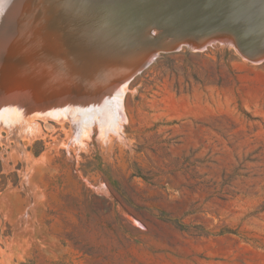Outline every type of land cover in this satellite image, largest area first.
<instances>
[{
	"label": "rangeland",
	"instance_id": "obj_1",
	"mask_svg": "<svg viewBox=\"0 0 264 264\" xmlns=\"http://www.w3.org/2000/svg\"><path fill=\"white\" fill-rule=\"evenodd\" d=\"M49 1L51 29L72 32L70 46L128 73L117 80L126 85L124 119L111 106L84 126L49 109L50 94L29 102L35 124L14 110L18 117L0 119V264H264V0ZM178 12L198 22L186 25ZM197 12L242 34L251 57L218 41L188 47L187 31L209 26ZM65 54L81 67L77 52ZM143 55H153L146 65Z\"/></svg>",
	"mask_w": 264,
	"mask_h": 264
},
{
	"label": "bare ground",
	"instance_id": "obj_2",
	"mask_svg": "<svg viewBox=\"0 0 264 264\" xmlns=\"http://www.w3.org/2000/svg\"><path fill=\"white\" fill-rule=\"evenodd\" d=\"M53 1V0H52ZM64 2H66L65 0H63ZM73 1V0H72ZM70 1V2H72ZM89 1V0H87ZM85 1V2H87ZM116 1V0H115ZM123 1V0H122ZM119 1L118 2H122ZM151 1V0H150ZM157 1V0H155ZM183 1V0H182ZM186 1V0H184ZM183 1V2H184ZM189 1V0H188ZM192 1V0H191ZM197 1V0H196ZM242 1V0H240ZM49 0H0V119L3 120L4 122H8L10 120H12L15 116L18 117L17 113L20 114V112H22L23 115V121L26 125H32L35 124V121H30L28 118L29 114L32 112V108L29 106V102L30 103H35L37 105H43L45 102L44 100L45 95L46 94H50L51 95H55L54 100H51L48 105H49V109L51 108V110H55L58 112H63L64 114L66 112L70 113H75V116L71 115L69 117V119L71 118L73 121H76L82 125L86 124L88 127L90 126L89 124H94L91 123L93 121L86 119L85 116H90L93 117L95 120L99 121L102 120L104 118V116H108V107L113 106V112L116 115L117 118H122L121 120L124 119V113H123V109H122V98H123V93L125 90V86L123 85H118V81L119 79H128L129 75L123 74H115L114 69L112 67H109L106 64H100L98 62H96L94 60V58H91L90 54L91 52H85L83 53V51H78L77 50V46L73 45L70 46L68 44V42L74 44L76 42H78V39L76 38V36L72 33V32H68L66 33V31L64 30H54L51 29V25L48 26L50 20H48V17L46 18V12H44L42 9L44 8H49L47 7L49 5ZM56 2V0H55ZM68 2V3H70ZM76 2V1H75ZM79 2V0H78ZM84 2V4H85ZM96 3V0L93 1ZM104 2V0H103ZM109 2V1H108ZM125 2H130L129 0L124 1ZM137 2V1H136ZM140 2V1H139ZM148 2L147 1V8H149V6H155L152 5L153 2H151L148 6ZM166 2V1H165ZM164 2V4H165ZM174 2V1H173ZM181 2V0H180ZM182 2V4H183ZM190 2V1H189ZM247 2V1H246ZM253 2L254 1H250ZM249 2V3H250ZM54 3V1H53ZM59 3V0H58ZM81 3V2H80ZM89 3V2H88ZM87 3V4H88ZM94 3V4H95ZM99 3V4H98ZM97 7L100 6V2H98ZM114 3L111 2V4ZM123 3V2H122ZM142 3V2H141ZM146 3V2H145ZM144 3V4H145ZM160 3L161 2H157ZM163 3V2H162ZM161 3V4H162ZM172 3V2H171ZM185 3V2H184ZM188 3V2H186ZM185 3V4H186ZM197 4H199L198 2H196ZM206 3V2H205ZM243 3V1H242ZM241 3V4H242ZM245 3V2H244ZM248 3V4H249ZM56 4V3H55ZM67 4V3H66ZM73 3H70V5ZM76 4V3H75ZM87 4L85 5V8L87 6ZM91 5H93V3H89ZM103 4V3H102ZM101 4V5H102ZM111 5L110 3L105 4L106 5ZM115 4V3H114ZM126 4V3H125ZM139 4V3H138ZM202 4V3H200ZM213 4V3H212ZM211 4V5H212ZM226 4V3H225ZM236 4V3H235ZM239 4V3H237ZM251 4V3H250ZM249 4V5H250ZM39 5V8L41 7V9L39 10V8H37L36 6ZM69 5V4H68ZM69 5V6H70ZM81 5V4H80ZM104 5V4H103ZM107 5V6H108ZM117 6V4H115ZM119 5V4H118ZM140 5V4H139ZM158 5V4H157ZM156 5V6H157ZM163 5V4H162ZM162 5H160V8L162 7ZM170 4H168L167 6H169ZM172 5H174L172 3ZM215 5V4H214ZM212 5V7L214 6ZM245 5V4H243ZM256 5V4H255ZM82 6H84L82 4ZM89 6V5H88ZM112 6H114L112 4ZM142 6V5H141ZM156 6L154 7L156 10ZM165 5H163L162 8H164ZM191 6V4H190ZM203 6V4H202ZM240 8L242 7L239 4ZM252 6V5H251ZM60 7V6H59ZM94 6H90V8H92L91 10H93ZM131 7V6H130ZM129 7V8H130ZM135 7V6H134ZM140 7V6H137ZM150 7V8H152ZM179 6H177L178 9ZM211 7V8H212ZM228 7V6H226ZM245 7V6H243ZM242 7V9H243ZM248 7V6H247ZM254 7V6H253ZM260 7V6H259ZM79 8V6H78ZM88 10H90L89 7H87ZM128 8V6H127ZM141 8V7H140ZM139 8V9H140ZM144 8V7H143ZM146 8V7H145ZM146 8V9H147ZM157 8H159L157 6ZM181 8V7H180ZM183 8V6H182ZM186 8V10L188 9V6L184 7ZM193 9V4L192 7ZM236 8V7H235ZM238 8V6H237ZM236 8V9H237ZM251 8V7H250ZM255 8H257L255 6ZM34 9V11L32 10ZM70 11L78 10L76 5L74 6V4L70 7ZM73 9V10H72ZM80 9V8H79ZM83 10H85L84 8H82ZM96 9V8H94ZM118 9V8H117ZM125 9V8H123ZM132 9L133 6H132ZM135 9H137L135 7ZM138 9V10H139ZM166 9V7H165ZM190 9V8H189ZM197 9V8H196ZM195 9V10H196ZM239 9V8H238ZM245 9V8H244ZM69 11V9H67ZM74 10V11H75ZM81 10V11H83ZM87 10V9H86ZM90 10V11H91ZM114 10V9H112ZM130 11L133 12V10L128 9ZM137 10V11H138ZM141 10V9H140ZM139 10V11H140ZM149 9H147L145 11V9L143 11L145 12H150L148 11ZM152 10V9H151ZM161 10V9H159ZM176 10V8H175ZM185 10V11H186ZM217 10V9H216ZM246 10V9H245ZM248 10V8H247ZM253 10V9H250ZM260 10V9H259ZM77 12V13H80ZM95 11V10H94ZM101 11V10H100ZM104 11V10H103ZM111 11V10H110ZM124 11V10H123ZM127 11V9H126ZM125 11V12H126ZM142 11V10H141ZM158 11V9H157ZM166 11V10H165ZM165 11L163 12H158V13H165ZM171 11V9H170ZM174 12V10H172ZM177 11V10H176ZM175 11V12H176ZM179 11V9H178ZM256 11V10H255ZM65 12V11H64ZM92 12V11H91ZM112 12V11H111ZM116 12V11H115ZM120 11L116 12L117 15H119ZM122 12V9H121ZM144 12V13H145ZM155 12V11H154ZM180 12V11H179ZM178 12V15H179ZM202 12V11H201ZM205 12V11H204ZM212 12V11H211ZM220 12V11H219ZM242 12V11H239ZM238 12V13H239ZM245 12V11H243ZM247 12V11H246ZM246 12L244 14H246ZM53 13V12H52ZM63 13V12H62ZM84 13L87 12L83 11V15ZM89 13V12H88ZM102 13V12H101ZM108 13V12H107ZM119 13V14H118ZM127 14L131 12H126ZM139 13V12H138ZM143 13V12H141ZM143 13V14H144ZM153 13V11H152ZM151 13V14H152ZM158 13H153V14H157ZM166 13H169V11H166ZM172 14V12H170ZM203 20L206 21V23H208L209 26L205 27L204 29H202L199 33L197 32H193V30H189L187 31V35L185 36V40L187 42H185V44L187 43L188 47L191 48H196L198 50L200 49H204L206 47V43L210 42V41H218L219 43L222 42L224 44H229L230 46H232L234 48V46H236L238 48V51L243 54L246 55L248 57H251L250 52L248 51V47L246 45L245 40L242 37V34H238L239 32L237 30H235L234 28L231 27H227V26H218L217 24H213L211 19L209 20L207 17H205L204 15L207 13L205 12V14L202 15V13L197 12ZM213 13V12H212ZM222 13V12H221ZM235 13V12H234ZM234 13H232V15H234ZM237 13V11H236ZM249 13V11L247 12ZM66 14V13H65ZM91 14V13H90ZM89 14V15H90ZM94 14V13H93ZM97 14V11H96ZM106 14V13H105ZM111 14V13H110ZM114 13H112L113 15ZM121 14H124V12H122ZM134 14V12H133ZM141 14V16L143 15ZM149 14V13H148ZM148 14H146L148 16ZM150 14V15H151ZM177 15V12L174 13V15ZM190 14V12H189ZM188 14V15H189ZM192 14V13H191ZM217 14V13H216ZM230 14V13H229ZM241 14V13H239ZM242 13V15H244ZM252 14V13H251ZM76 15V14H75ZM79 15V14H78ZM99 15V14H98ZM102 15V14H101ZM104 15V13H103ZM129 15V14H128ZM145 15V14H144ZM145 15V17H147ZM154 15V16H155ZM166 16V14H164ZM164 15H161V18H163ZM207 15V14H206ZM227 15V14H226ZM231 15V16H232ZM248 15V14H247ZM246 15V16H247ZM62 16H64V13L62 14ZM69 16V15H68ZM73 16V15H72ZM90 16H93L92 14ZM109 16V15H108ZM116 16V15H115ZM120 16V15H119ZM119 16H117L119 18ZM123 16V15H122ZM140 16V15H139ZM181 17V15H179ZM183 18L184 15L182 14ZM186 16V15H185ZM198 16V15H197ZM209 16V15H208ZM213 16V15H212ZM228 16V15H227ZM230 16V15H229ZM228 16V18H229ZM249 16V15H248ZM53 17V16H51ZM65 17H67L65 15ZM71 17V16H70ZM69 17V18H70ZM80 17V16H78ZM97 17V16H96ZM100 17V15H99ZM107 17V15H106ZM115 17V19L117 18ZM134 17V16H132ZM138 17V15H137ZM142 17V18H145ZM167 17V16H166ZM171 17V16H170ZM189 17V16H188ZM182 18L180 19L184 24L186 25H195L198 22V19L194 18ZM238 17V16H237ZM240 17V16H239ZM238 17V19H239ZM252 18H254L253 20H255V17L251 16ZM258 17V16H257ZM77 19V17H75ZM101 18V17H100ZM113 18V17H111ZM117 18V19H118ZM121 18V17H120ZM176 18V16H175ZM200 18V17H199ZM231 18V17H230ZM232 18H236V17H232ZM242 18V17H241ZM240 20H243V18ZM248 18V17H247ZM73 19V18H71ZM114 19V20H115ZM116 19V20H117ZM125 19V18H124ZM150 19V18H149ZM81 21V19H79ZM78 20V21H79ZM95 20V19H94ZM107 20V19H106ZM126 20V19H125ZM128 20V19H127ZM130 23H131V19ZM147 20V18H146ZM162 20V19H160ZM173 20V19H172ZM179 20V22H180ZM75 21V20H74ZM75 22V24H78L79 22ZM101 21V20H100ZM105 22V20H103ZM119 21V19H118ZM137 21V20H136ZM135 21V22H136ZM152 21V19H151ZM156 21V20H155ZM231 21V20H230ZM233 21V20H232ZM235 21V20H234ZM237 21V20H236ZM239 21V20H238ZM51 22V21H50ZM57 22V21H56ZM70 22V21H69ZM73 22V21H72ZM86 22V20H85ZM95 22V21H93ZM102 22V21H101ZM104 22H102L104 24ZM132 22H134V19L132 20ZM134 22V23H135ZM149 22V21H148ZM147 22V23H148ZM203 22V21H202ZM248 22V21H247ZM52 23V22H51ZM67 23V22H66ZM74 23V22H73ZM100 23V24H102ZM106 23V22H105ZM111 22H109L110 24ZM133 23V24H134ZM150 23V22H149ZM173 23V21H172ZM177 24V22H175ZM241 23V22H240ZM246 23V22H245ZM251 23V22H250ZM54 24V22H53ZM58 24V23H57ZM87 24V22H86ZM95 24V23H94ZM107 24V23H106ZM108 24V25H109ZM113 24V23H112ZM138 24V23H137ZM141 24V23H139ZM42 25H46V27H42ZM56 24H54L55 27ZM59 25V24H58ZM74 25V24H73ZM88 25V24H87ZM96 25V24H95ZM115 24H113V27ZM129 25V24H128ZM252 25V24H251ZM41 26V27H40ZM48 26V27H47ZM80 26V25H79ZM85 26V25H84ZM104 26V25H103ZM102 26V27H103ZM107 25L104 26V28ZM134 26H136V23L134 24ZM132 25V28L134 27ZM138 26V25H137ZM109 26H107L108 28ZM140 27V26H139ZM144 27V26H143ZM151 27V25H150ZM153 27V26H152ZM145 28V27H144ZM251 28V27H250ZM79 29L82 30V27H80ZM106 29V28H105ZM108 29L111 30V27H109ZM115 29V33L119 30L118 27ZM113 29V30H114ZM249 29V28H248ZM254 29V26L252 28V30ZM87 30V29H86ZM85 30V31H86ZM102 30H104L102 28ZM113 30L109 31L112 33L113 35ZM117 30V31H116ZM147 30V29H146ZM247 30V29H246ZM251 30V31H252ZM257 30V29H256ZM96 31V30H95ZM82 32V31H81ZM91 32V31H90ZM107 32V29H106ZM118 32L116 34H114L113 36H119ZM146 31H144L145 33ZM152 30L151 33L152 34ZM94 33V31H93ZM110 33V35H111ZM121 33V32H120ZM147 33V32H146ZM87 34V33H86ZM108 34V33H106ZM157 34V33H155ZM183 34V33H182ZM234 34V36H233ZM109 35V36H110ZM139 35V34H138ZM89 36V35H88ZM99 36V35H98ZM140 36V35H139ZM153 36V34H152ZM47 38H51V40H53V44L48 42ZM207 38V39H206ZM205 39V40H204ZM178 39H174V41L176 42ZM184 40V39H183ZM190 40H197V44L195 46H191L190 43L188 41ZM200 40V41H199ZM204 40V41H201ZM98 41V40H97ZM104 41V40H103ZM199 41V42H198ZM32 42H35L36 45ZM87 42V41H86ZM195 43V42H194ZM61 44H67V47L69 50H63V49H56L54 47L57 45H61ZM79 45V43H77ZM171 44L170 40L165 37L164 41L161 44V47H169V45ZM180 44V43H179ZM64 46V45H63ZM86 46V45H85ZM176 45L172 46L171 48H175ZM62 47V46H61ZM177 47L179 48V45H177ZM71 48V50H70ZM66 49V48H65ZM74 49V50H72ZM257 49V48H256ZM254 49V52L255 50ZM67 52H71V51H75L78 54L76 56H79L81 59V67L79 66V68L70 63V61L72 60H67L66 59V55L65 54ZM89 51V50H88ZM258 51H261V49ZM263 52V51H262ZM93 53V52H92ZM95 53H97L95 51ZM154 53V52H152ZM150 54V53H149ZM71 55V54H70ZM74 55V54H73ZM148 55V54H147ZM143 55L145 57H141V63L143 62L144 65L147 64V62L149 61L150 57H152L153 55ZM254 55V54H253ZM262 54L260 53V58L258 61H260V59L264 58L262 57L264 55L261 56ZM255 56H253L254 59ZM262 57V58H261ZM143 58V59H142ZM256 58V57H255ZM74 59V58H73ZM78 59V58H77ZM76 59V60H77ZM251 59V60H253ZM35 60H42L40 63L42 65L35 64L33 63ZM143 60V61H142ZM256 60V59H255ZM254 61V60H253ZM257 61V60H256ZM75 62V61H74ZM77 62V61H76ZM75 62V63H76ZM133 62V61H132ZM45 65H44V64ZM72 64V65H71ZM79 64V63H78ZM136 66V65H135ZM129 69L130 68H134L133 66H131V64H128L127 66ZM137 67V66H136ZM135 67V68H136ZM134 71L138 70V69H133ZM130 71V70H129ZM132 71V70H131ZM130 71V72H131ZM134 71H132L131 73H134ZM76 72V73H74ZM129 72V74H130ZM74 73V74H73ZM119 73V72H118ZM126 82H128L126 80ZM119 83H123L119 80ZM125 84V83H124ZM57 95V96H56ZM49 96V95H48ZM49 96V97H50ZM47 97V96H46ZM45 98V99H44ZM52 98V97H51ZM69 98H72L71 100ZM56 99V100H55ZM49 101V100H47ZM46 101V102H47ZM34 104V105H35ZM36 107V106H35ZM48 107V106H47ZM42 109V108H41ZM112 109V108H110ZM10 110H14L17 113L16 114H11ZM79 110L81 111V113L83 112V114L79 115ZM54 111V112H55ZM47 113V112H46ZM45 113V114H46ZM57 113V112H56ZM60 114V113H59ZM108 114V115H107ZM21 115V114H20ZM57 115V114H56ZM62 115V114H61ZM113 115V114H112ZM50 116V115H48ZM52 116V114H51ZM22 117V116H21ZM61 120L64 119V116H61ZM32 118V117H31ZM115 118V119H117ZM34 119V118H33ZM118 120V119H117ZM20 121V120H19ZM91 121V122H90ZM120 121V120H119ZM22 122V121H21ZM102 122V121H101ZM100 122V123H101ZM117 122V121H116ZM20 123V122H19ZM23 123V125H24ZM37 123V122H36ZM104 123V122H103ZM73 124V123H72ZM113 124V121L112 123ZM115 124V122H114ZM5 125V124H4ZM100 125V124H99ZM103 125V124H102ZM2 126V125H1ZM21 126V124H20ZM38 127V125H35ZM76 126V125H75ZM79 126V125H77ZM85 126V125H84ZM101 126V125H100ZM106 125H104L105 127ZM109 126V125H107ZM115 126V125H114ZM112 126V127H114ZM16 127V126H15ZM25 127V126H24ZM30 127V126H29ZM28 127V130H29ZM36 127V128H37ZM82 127V126H81ZM111 127V125L109 126V128ZM93 128V127H92ZM122 128V125H121ZM120 128V131H121ZM9 129V128H8ZM82 129V128H81ZM84 129V128H83ZM87 129V128H86ZM119 129V128H118ZM13 130V129H12ZM114 130V129H113ZM1 131V130H0ZM7 131V130H6ZM22 131V130H21ZM24 131V128H23ZM84 131V130H83ZM82 131V133H84ZM116 131V130H115ZM25 132V131H24ZM29 132V131H28ZM31 132V129H30ZM34 132V131H32ZM37 132V131H35ZM91 132V131H90ZM104 132V131H103ZM7 133V132H6ZM5 133V134H6ZM13 133V132H12ZM11 133V134H12ZM10 134V133H8ZM18 134V133H17ZM16 134V136H17ZM30 134V133H29ZM7 135V134H6ZM5 135V136H6ZM13 135V134H12ZM28 135V134H27ZM19 136V135H18ZM78 136V135H77ZM2 137V135H1ZM25 137V136H24ZM83 137V136H82ZM6 138V137H5ZM34 138V137H33ZM32 138V139H33ZM31 139V140H32ZM79 139V138H78ZM81 140H83L81 138ZM15 141V140H13ZM80 141V140H79ZM12 142V141H11ZM19 142V141H17ZM21 142V139H20ZM10 143V142H9ZM16 145V144H15ZM20 147V146H19ZM18 147V150H20V148Z\"/></svg>",
	"mask_w": 264,
	"mask_h": 264
},
{
	"label": "water",
	"instance_id": "obj_3",
	"mask_svg": "<svg viewBox=\"0 0 264 264\" xmlns=\"http://www.w3.org/2000/svg\"><path fill=\"white\" fill-rule=\"evenodd\" d=\"M171 1H175V0H171Z\"/></svg>",
	"mask_w": 264,
	"mask_h": 264
}]
</instances>
